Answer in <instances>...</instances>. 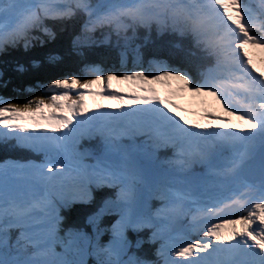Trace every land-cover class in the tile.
<instances>
[{"label": "snow or ice", "instance_id": "6c2138e0", "mask_svg": "<svg viewBox=\"0 0 264 264\" xmlns=\"http://www.w3.org/2000/svg\"><path fill=\"white\" fill-rule=\"evenodd\" d=\"M61 35L77 55L114 44L120 67L85 64L23 102L0 96V146L36 156L0 162V264H264V70L249 55L264 53V0H0V55ZM170 80L223 115L189 119L148 86ZM76 205L94 206L91 234L62 229Z\"/></svg>", "mask_w": 264, "mask_h": 264}, {"label": "trees", "instance_id": "16d2710c", "mask_svg": "<svg viewBox=\"0 0 264 264\" xmlns=\"http://www.w3.org/2000/svg\"><path fill=\"white\" fill-rule=\"evenodd\" d=\"M143 33H141V36ZM60 43L55 45H48L45 48H41L39 45L32 48L28 52H23L22 50H9L5 55H0V96L12 98L13 100H18L20 102L25 101L31 96L36 95H47V93L42 92L39 87H36L38 83L43 84L53 78H60L69 74H79L83 76L85 73L83 71L85 64L96 63L102 65L104 68H118L119 56L118 48L113 45H102L99 47L85 48L82 50V55H77L73 53L70 49V41L67 35H61L59 37ZM136 43L142 44L143 41L137 40ZM148 45V48H151ZM55 50L61 59L54 63H48L44 54L48 51ZM251 50V49H250ZM145 52V59H147L148 49H143ZM174 55L179 58L183 56V53L177 50H173ZM36 61L38 66L33 67L31 61ZM19 61L23 63L26 72L23 74L17 73L13 70L15 63ZM198 61H192L188 66V70L192 72L193 75L197 73ZM131 65V60L128 61ZM7 82L6 86H3ZM26 87H33L34 91L32 93H26L24 89ZM88 149L91 151L97 150L96 141H85L83 142L82 149ZM36 159L35 154L32 153H19L13 151H6L2 146H0V162L5 159ZM104 193L111 196L114 195L112 190L104 189ZM156 205V204H153ZM94 206H82L76 205L71 213H63L65 216L64 223L62 224V229L68 228H78L83 229L87 233H92L91 227L85 223V211H91ZM110 217H104V222L110 220ZM102 226H107L102 223ZM63 234V232L61 233ZM129 239L135 241L137 238L147 240L149 233L143 231L139 234L129 233ZM102 244H107L110 240V234L105 232L100 238ZM142 255H147L149 258H153L152 253L154 252V247L145 243L141 247Z\"/></svg>", "mask_w": 264, "mask_h": 264}, {"label": "rangeland", "instance_id": "374dc122", "mask_svg": "<svg viewBox=\"0 0 264 264\" xmlns=\"http://www.w3.org/2000/svg\"><path fill=\"white\" fill-rule=\"evenodd\" d=\"M249 55L251 56L254 64L256 65L258 70H264V53L260 52L258 49L249 50ZM118 56L120 61V49L118 50ZM128 67H131L127 63ZM118 67H120V63H118ZM149 87L154 88L161 97H169L173 98L174 102L179 105V107L185 110V114L189 119L192 120H200L202 114H215V115H223L219 108L215 105V103L209 97H198L191 96L187 92H180L178 89L181 87V82L178 80H170L164 82L162 84H151ZM114 87L118 89H124L125 91L129 90V85L120 84L116 85L114 83ZM233 123H238L237 121H233ZM154 207L158 206V202H152ZM86 232V231H85ZM87 233V232H86ZM91 234V233H87ZM142 249L139 250V254H141ZM142 255V254H141ZM86 264H96V259L92 255H87L85 257Z\"/></svg>", "mask_w": 264, "mask_h": 264}]
</instances>
